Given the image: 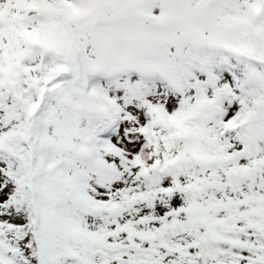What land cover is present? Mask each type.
<instances>
[{"label":"snow or ice","instance_id":"obj_1","mask_svg":"<svg viewBox=\"0 0 264 264\" xmlns=\"http://www.w3.org/2000/svg\"><path fill=\"white\" fill-rule=\"evenodd\" d=\"M0 264H264V0H0Z\"/></svg>","mask_w":264,"mask_h":264}]
</instances>
